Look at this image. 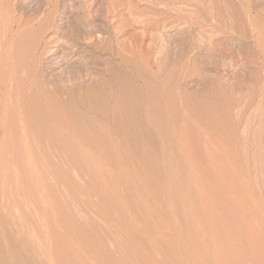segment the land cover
<instances>
[{"label":"rangeland","instance_id":"374dc122","mask_svg":"<svg viewBox=\"0 0 264 264\" xmlns=\"http://www.w3.org/2000/svg\"><path fill=\"white\" fill-rule=\"evenodd\" d=\"M160 1H1L7 9L15 3L34 26L11 51L25 57L38 38L37 51L28 52L36 54L32 63L47 61L32 65L43 93L63 110L69 145L63 159L59 147L50 149L51 161L43 166L48 176L37 186L1 165V222L22 256L30 254L32 262L24 264H264L260 34L244 20V34L206 33L220 40L217 48L166 52L164 45L181 43L188 29L185 23L155 26ZM203 1L228 9L238 3ZM251 5L262 12L264 0ZM206 36L194 39L203 44ZM129 42L144 46L139 56L124 50ZM110 49L119 54L112 58ZM126 55L131 62L119 64ZM167 91L177 97L179 119L165 111ZM32 97L31 114L43 127L50 112L37 91Z\"/></svg>","mask_w":264,"mask_h":264},{"label":"bare ground","instance_id":"6f19581e","mask_svg":"<svg viewBox=\"0 0 264 264\" xmlns=\"http://www.w3.org/2000/svg\"><path fill=\"white\" fill-rule=\"evenodd\" d=\"M1 1L2 0H0V264H24V262H29V263L32 262L30 254H26V255L22 256L23 253L18 251L19 246H17V243L15 242L16 236L14 234H10L8 229H6L4 227V225L2 224V222L4 220H2V222H1V173H3V172H1L2 171L1 165H3L2 169L4 170V172L6 174H8V173L11 174V172H13L12 177H14V178L16 177V179L18 178V180L21 179V181L22 180L23 181H29L30 183L35 182V184H36L39 180L44 179L43 178L44 176H48L47 172H45L46 170L44 171L46 166L44 169H43V166H44L45 162H47L50 159L51 155H49V151L51 148H54L56 146L59 147L60 150L59 149L58 150L60 151V153H59L60 158L64 157V153L62 151V148H64L66 143H67L65 136H64V134H65L64 132L67 128V125H66V121H65L66 117L64 118V115H63V110H61L59 108L60 105L58 106V104H56L55 102L48 100V97H46V95L43 93L44 91L38 83L39 80H38V76L35 72L36 70L34 69L35 66H33L32 64L37 62L38 66L44 67L47 64V61L45 62L43 57H39L38 61L32 63V60L34 61L35 59H37L35 56L36 54L33 55L32 51L28 52L31 48L34 50L37 49L38 44H39L38 38L35 36L36 38L33 39L31 46H30V49L28 47L29 50L26 52L28 54H25L22 51L25 54L24 55L25 57H21L22 54L21 53H20L21 55L17 54L16 51L13 49H12L13 52L11 51V48L13 47V45H14L13 43L15 41H17V43H19V41H21L22 37H23V39H22V41H23L25 39V37L27 38V36H30L33 33L34 30H31L32 25H30V24H32L30 22L31 20L29 22L25 20V17H24L25 13L19 11L17 9V7L15 6V3L11 2L12 3L11 5H8V3H7V6H9L8 7L9 9H7V8H5V6H3L4 4H2L3 2H1ZM143 1H145V0H143ZM237 1H238V3H236V4L230 2L231 4H230L229 9L232 10V13H231L230 12L231 10L229 11V9L223 7L222 4L220 5L219 2H214V1L213 2H204L203 0H161L160 1L161 8H160V11L158 12L159 19L155 20L153 24L155 26H158V27L170 26L171 29H177L178 27H180L182 24L185 23L187 25L186 29H188L187 39H185L181 43H177V44H175L174 42L171 43L170 41H168L164 45L163 48L165 49L166 52H169L172 49H175L177 47H180L181 49H185V50L189 49V51L190 50H210L211 48H217L218 43L216 41H220V40L212 41V39L210 38V34H211V36H213V35H226L227 33L230 34V32H234L235 34H237V33L239 34L240 32H242V30L240 28V26L242 27V25L240 23H241V21L245 20L248 22V24H250L251 29L253 28L255 31H257V33L260 34L259 40L256 41L257 45L255 44L256 45L255 48L259 47L261 50L264 51V8L262 9V12H259L258 7H254L251 5V0H237ZM181 5H184L187 8H190L191 11H193V13H195V15L194 14H193V16L190 15L191 17H187V16L183 15L184 12L181 11V8H180ZM48 18H50V17H48ZM140 19H142V18H140ZM136 21L138 23H142V24L146 23V20H139L138 18L136 19ZM33 27L34 26H32V28ZM37 27H38L37 30H40L39 29L40 26H37ZM246 27L244 26V29ZM183 30L185 31V29H183ZM250 32H251V30H250ZM204 33H205V36L207 35L206 33H210V34L208 36H206L207 38L204 37L203 40L201 41L204 43L200 44L194 38L196 36L198 37V35L203 37ZM251 33H253V32H251ZM251 33H249V34H251ZM39 35H41V34H39ZM196 39H198V38H196ZM39 40H41V39H39ZM204 40H206V41H204ZM25 41L26 40H24V42ZM134 42H135V40H134ZM253 43H255V42H253ZM20 45H19V47H20ZM141 45H135V44L129 42L128 47L125 48L124 50L130 54H134V55L136 54V56L138 54V56H139V53H142V50L144 47ZM148 48H147V50H148ZM111 49H110V52H111ZM120 50H121V48H120ZM35 51H37V50H35ZM122 51L123 50H121L120 54L122 53ZM145 51H144V53H146ZM112 52L111 53H112V58H113L118 52L115 53L114 50H112ZM127 52H124V53H127ZM146 55L148 56V53ZM34 57H35V59H34ZM144 59H146V57ZM144 59L140 58L137 60L140 63H143V66H144V64L148 65L147 64L148 62H146L147 60L145 61ZM118 62H119V64H122V65L125 64L126 65V62H131V61L127 58V55H126V57L125 56L120 57L118 59ZM149 68H150V66H149ZM167 80H168V78H167ZM161 81H162L161 86L165 87L166 86L165 81H163L162 79H161ZM165 89H163V90H165ZM36 91H37V93L41 99L40 101L43 102V105H42L44 108L43 111L49 110V112H50L49 117L45 118L46 119L44 121L45 125H43V127H41V126L39 127V125H38L39 122H37L38 120L37 121L35 120V118H36L35 117L36 115L34 112L35 109H33L35 107L32 106L33 101H34V97H35V96L32 97V95L34 94V92L36 93ZM108 92H110V91H108ZM42 94H43V96H42ZM163 96H164L163 101H164L165 111L173 118V120H176L178 115H179V109H178V105L176 102L177 97L176 98L174 97L176 95H174L171 91H167L166 94H164ZM36 106H39V105H36ZM38 108H36V109H38ZM32 109L34 110L33 112H31ZM31 113L35 115L34 116L35 118L32 116ZM45 117H47V114ZM37 119H39V118H37ZM178 119H179V117H178ZM68 146L66 145V147H68ZM66 149H68V148H65L63 150H66ZM198 150H199V148H198ZM53 151H55V150H53ZM50 154H52V153H50ZM55 154H56V152H55ZM57 159H59V158H57ZM61 159H63V158H61ZM50 161H51V159H50ZM50 161H48V162H50ZM6 179H7V177H6ZM11 180H12V178H11ZM41 181H43V180H41ZM43 182H42V184H43ZM11 183H12V181H11ZM6 184H7V182H6ZM17 184L19 186V183H17ZM43 185H41V186L43 187ZM13 186L15 187V185H13ZM36 186H37V184H36ZM31 187H34V186H31ZM38 188H40V187L38 186ZM34 189H35V187H34ZM40 190H41V188H40ZM47 192L48 191H46V193ZM11 193H12V191H11ZM31 193H34V192L32 191ZM39 194H41V193L39 192ZM46 196H47V200H49L50 198L52 199V197L49 198V194H47ZM23 199H24V196H23ZM34 199H36V198H34ZM51 201H53V200H51ZM47 202L50 205V203H51L50 200ZM32 203H34V202H32ZM52 203H51V205L54 206L55 203L54 204H52ZM51 205H50V207H51ZM50 209H47V210L50 211ZM61 209L63 210V208H61ZM61 209L59 210V212L62 211ZM53 210H56V209H53ZM55 212H57V211H55ZM47 213H49V212H47ZM64 213L62 212L63 215H64ZM58 219H59V217H58ZM60 220H62V219H60ZM65 222L66 221H63V223H65ZM66 224H67V222L65 223V225ZM66 227H67L66 229L68 230L69 234L72 232L75 233V231H74L75 228L72 229V227L70 225H66ZM63 229H65V228L63 227ZM70 231H72V232H70ZM51 232H52V230H51ZM51 232H50V234H51ZM68 232H66V235ZM76 234H78V231H76ZM86 234H87V231H86ZM56 235L57 234L55 233L54 238ZM66 235H65V237H66ZM83 235H84V233H83ZM78 236H81V235L78 234ZM78 236L75 235L76 238ZM84 236H81L80 238H82V237L84 238ZM59 237H61V236H59ZM59 237L57 239H60ZM57 239L53 240V241L58 242ZM62 240H64V238ZM4 244H5V246H4ZM67 244H69V243H67ZM71 244H73V243L71 242ZM74 250H76V249H74ZM98 250H99V248H98ZM66 260H68V259H66ZM34 262H36V261H34ZM67 262H69V261H67ZM217 262H219V261H217ZM41 263L42 262H40V264ZM80 263H82V262H80ZM31 264H36V263H31ZM48 264H49V262H48ZM63 264H66V263L63 262ZM217 264H219V263H217Z\"/></svg>","mask_w":264,"mask_h":264}]
</instances>
